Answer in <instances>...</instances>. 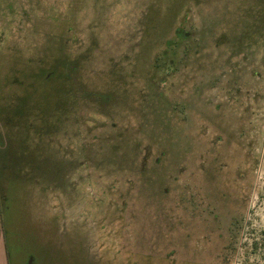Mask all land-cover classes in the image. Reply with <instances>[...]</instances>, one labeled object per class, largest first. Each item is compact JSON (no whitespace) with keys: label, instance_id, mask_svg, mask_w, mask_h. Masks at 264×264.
Segmentation results:
<instances>
[{"label":"rangeland","instance_id":"374dc122","mask_svg":"<svg viewBox=\"0 0 264 264\" xmlns=\"http://www.w3.org/2000/svg\"><path fill=\"white\" fill-rule=\"evenodd\" d=\"M0 182L11 264H264V0H0Z\"/></svg>","mask_w":264,"mask_h":264},{"label":"crops","instance_id":"0c3cea01","mask_svg":"<svg viewBox=\"0 0 264 264\" xmlns=\"http://www.w3.org/2000/svg\"><path fill=\"white\" fill-rule=\"evenodd\" d=\"M3 184L0 182V264H11V254L9 250V242L7 240V228L3 220V206L2 201L4 200ZM49 247V246H48ZM33 259V258H32Z\"/></svg>","mask_w":264,"mask_h":264}]
</instances>
